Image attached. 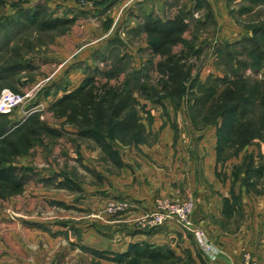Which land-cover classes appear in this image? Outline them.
<instances>
[{
	"label": "rangeland",
	"instance_id": "rangeland-1",
	"mask_svg": "<svg viewBox=\"0 0 264 264\" xmlns=\"http://www.w3.org/2000/svg\"><path fill=\"white\" fill-rule=\"evenodd\" d=\"M194 1L0 0V93L32 95L7 114L17 121L37 113L54 129L41 130L34 146L13 159L25 183L20 194L0 197V264H154L114 260L117 249L136 243L164 245L179 255L163 264L201 263L193 232L173 219L152 226L143 221L159 200H190L192 229L204 231L216 249L218 242L235 249V263L248 253L258 264L251 250L264 240V128L242 147L223 145L211 103L196 105L190 91L202 83L220 85L214 77L230 76L232 64H244L240 73L249 85L264 79V58L254 68L252 52L243 48L244 38L264 29V0H207L211 19ZM32 9L75 19L48 30L28 19ZM187 10L189 30L183 37L194 47L189 61L196 87L188 85L175 103L137 95L145 129L139 142L118 132L83 137L49 110L64 89H74L88 74L103 83L104 74L116 69L109 83L117 84L140 70L135 77L156 85L160 58L148 47L141 25L150 13L165 18ZM43 16L37 15L38 21ZM259 48L264 51V39ZM224 195L232 210L226 212L220 202L218 215L217 200ZM116 203L125 206L116 209Z\"/></svg>",
	"mask_w": 264,
	"mask_h": 264
},
{
	"label": "trees",
	"instance_id": "trees-1",
	"mask_svg": "<svg viewBox=\"0 0 264 264\" xmlns=\"http://www.w3.org/2000/svg\"><path fill=\"white\" fill-rule=\"evenodd\" d=\"M202 7L207 9L206 17L213 18L207 0L194 1L195 9ZM42 10L45 11V8ZM39 14L44 15L40 21L37 19ZM46 14L32 9L27 17L32 23L39 22L42 28L48 30L72 23L75 19ZM190 15V10L179 11L172 17L165 18L158 15L153 17L150 13L141 25L146 33L148 47L160 58L154 67L158 72L156 85L150 86L140 77H135L140 74V70H133L131 74L129 72L128 80L117 84L109 83V79L118 74L116 69L104 74L107 80L103 83L95 82L93 76L88 74L74 89H64L62 95L50 103L49 110L55 117L65 118V123L78 127L77 133L83 137L95 136L102 139V133L116 136L118 132L122 134V139L139 142L145 129L140 122V97L137 95L159 104L163 103L162 98H168L175 103V100L183 98L188 85L194 88L197 82V77L192 74L193 64L189 61L194 47L187 46L183 37L189 30L186 17ZM258 30L254 29L250 37L244 38L246 45L243 47L250 51L249 53L252 52L251 57L255 58L252 59V64L257 69L262 66L264 58V51L259 48L260 40L264 39V29L261 28L259 32ZM179 44H185L186 48L173 52L172 49ZM242 65L244 64H239ZM239 66H229L230 76L214 77L217 82L220 81V85L210 86L202 83L197 85V92H190L193 96L196 95V105L211 103L209 113L216 118L215 124L221 122L223 145L229 142L242 147L247 144L249 138L264 128V79L255 86L249 85L240 73ZM135 89L139 94H136ZM41 130L42 133L54 131L40 120L37 113L17 121L10 119L8 114H0V197L22 192L25 175L21 173L22 169L14 164L13 159L34 146L40 138ZM107 149L110 151L111 147L107 146ZM219 149L222 151V145ZM249 164L252 165V162ZM225 206L232 210L228 200ZM198 257L202 264H209L201 254ZM113 258L120 263H134L132 258H141L154 264H163V261L178 259L179 255L164 245L136 243L131 244L125 252L116 253Z\"/></svg>",
	"mask_w": 264,
	"mask_h": 264
},
{
	"label": "built area",
	"instance_id": "built-area-1",
	"mask_svg": "<svg viewBox=\"0 0 264 264\" xmlns=\"http://www.w3.org/2000/svg\"><path fill=\"white\" fill-rule=\"evenodd\" d=\"M31 92L18 93L9 89H4L0 93V114H7L14 108L24 102L26 98L31 97ZM116 209L122 208L125 204L116 203ZM191 201L185 203H174L168 200H159L156 210L152 211L143 216V221L147 222L148 225H157L162 222L173 219L183 229L193 232L195 239L202 250L203 258L215 262L218 256V250L215 246L210 244L207 237L201 229H192L190 227L189 215L192 210ZM235 264H257L250 254L244 255L242 260Z\"/></svg>",
	"mask_w": 264,
	"mask_h": 264
},
{
	"label": "crops",
	"instance_id": "crops-1",
	"mask_svg": "<svg viewBox=\"0 0 264 264\" xmlns=\"http://www.w3.org/2000/svg\"><path fill=\"white\" fill-rule=\"evenodd\" d=\"M228 200V204H230V199H229V197L228 196H226V195H224V196H222L220 199H218L217 200V206L219 207V206H221L220 204V202H222V205H223V203H226V201ZM227 205V204H226ZM226 207V206H225ZM218 210H217V214L220 212L219 210H220V207L219 208H217ZM230 210L231 209H227V207H226V212L227 211H229L230 212ZM219 215V214H218ZM3 227V225H1V228ZM2 231V233L4 232V229H2L1 230ZM143 237H145V236H143ZM150 237H152V236H150ZM221 238H223L222 236H221ZM216 246H217V250H218V256H217V260L215 261V262H213V263H209V264H235V261H236V259H237V253H236V251H235V249H233L231 246H228V248H224V247H222V246H220V244H219V242L216 244ZM256 247V246H255ZM255 247H253L252 248V250L251 251H253L254 253H255V255H256V258H257V261H258V264H264V240L262 241V244H261V246L260 247H258L257 249H255ZM76 249V248H75ZM127 250V248H125V247H121V249H117L116 251H115V253H122V252H125ZM3 254V251L2 250H0V254ZM9 252L7 251V254L5 255V257L7 256H9L10 254H8ZM198 254H197V256H199V252H197ZM189 256L192 258V259H194L195 258V255H196V253L193 251V250H190L189 251ZM2 256V255H1ZM199 258V257H198ZM15 262H17V261H12L11 262V264L13 263H15ZM10 263V262H9ZM199 264H202V263H199Z\"/></svg>",
	"mask_w": 264,
	"mask_h": 264
}]
</instances>
